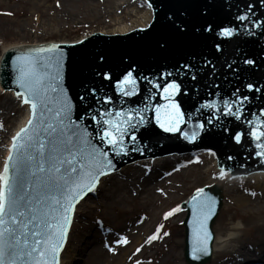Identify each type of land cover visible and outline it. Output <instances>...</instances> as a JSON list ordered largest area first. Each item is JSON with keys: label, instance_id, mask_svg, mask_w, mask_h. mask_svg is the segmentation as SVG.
Segmentation results:
<instances>
[{"label": "water", "instance_id": "95a60500", "mask_svg": "<svg viewBox=\"0 0 264 264\" xmlns=\"http://www.w3.org/2000/svg\"><path fill=\"white\" fill-rule=\"evenodd\" d=\"M145 1L152 11L151 13L148 8L152 22L146 29L136 28L137 30L110 35L93 34L75 44H45L7 50L0 59V88L12 91L14 95L21 91L13 83L15 58L34 49L51 48L55 45L56 52L41 54L45 58L53 57L51 67L41 71L59 75L60 87L72 102L71 117L74 121L80 123V118L90 108H110L116 112L142 108L147 104L148 108L144 113L146 123L133 130L137 137L135 144L130 135L124 137L128 149L126 156H115L107 146L95 139L97 126L90 119L82 121V126L92 133V142L97 147H104L115 165L111 175L100 177V181L118 177L121 168L138 160L194 155L207 151L213 153L218 167L233 177H246L264 172V164L253 155L256 149L254 142L247 135L249 127L244 122L253 119L264 120V117L259 116L261 109H264V23H261L260 27H253L251 23L264 22V0ZM241 14L248 15L249 19L243 23L239 22L236 17ZM177 26L182 30H178ZM225 27L233 28L234 34L231 37L219 35ZM57 58L59 64L56 63ZM246 59L253 60L254 63L245 64ZM130 69H134L133 75L137 78L139 91L131 98L121 97L114 85ZM100 72L109 73L111 81L103 80L102 76L97 75ZM167 72L173 75L161 79L162 74ZM142 77L153 79L160 85L175 81L180 86V92L171 102L179 105L186 121L189 116L192 117L190 122L180 126L181 132L165 133L156 125V106L171 102L166 101L163 98L164 93L152 88ZM249 83L261 91H247L245 85ZM238 88L241 90V96L249 97L243 105L244 114L241 121L225 115L222 107L218 111L200 109L201 104L211 101L222 105L225 99H235L233 93ZM92 90L100 97H109L111 103L97 104L91 95ZM50 95L53 99L49 101L48 106L54 113L58 107V93ZM81 96L85 97L84 101L80 99ZM160 112L163 117L165 108L161 107ZM51 115L52 113L49 114ZM197 124H202L203 128H194ZM20 128L14 131L13 136ZM193 130L198 131L199 135L189 143L182 138V133L191 135ZM238 131L243 133L242 143L239 145L232 139ZM134 146L139 151H133ZM229 156L233 159L229 160ZM7 157L8 155H5V160ZM201 188L216 201L217 215L208 221V230L213 238L208 242L209 254L193 262L189 256L192 230L188 222L193 219L190 202L195 190L179 205L181 211L185 212L182 222L185 264H208L212 259L213 226L222 207L223 190L214 184ZM93 194L91 192L85 195L79 204L76 203L75 208L84 205ZM73 213L74 210L72 217Z\"/></svg>", "mask_w": 264, "mask_h": 264}, {"label": "snow or ice", "instance_id": "6c2138e0", "mask_svg": "<svg viewBox=\"0 0 264 264\" xmlns=\"http://www.w3.org/2000/svg\"><path fill=\"white\" fill-rule=\"evenodd\" d=\"M248 9H251V5ZM236 19L243 23L249 17L241 14ZM251 23L253 27H260L264 22ZM177 28L182 30L179 26ZM233 34L231 27H225L219 33L224 37H231ZM56 51L55 45L51 48L34 49L18 55L13 62V83L21 90L15 95L23 104L29 105L30 118L12 138L9 155L3 170L0 171V264H60V253L64 248L68 228L72 223L71 213L76 203L96 190L100 177L115 170L109 152L105 151L104 147H97L90 139L92 133L82 126L84 119H90L97 126L95 139L107 146L117 157L128 155L124 137L130 135L135 144L137 137L133 130L144 125L147 120L144 113L148 105L145 104L142 108L116 112L110 108H90L80 118V123L74 121L71 117L72 102L60 87L59 75L41 71L49 69L53 60L52 56L45 58L41 54ZM56 63L59 64L58 58ZM244 63L251 65L254 62L246 59ZM133 72L134 69L128 70L114 85L121 97L131 98L138 94L137 78ZM97 75L102 76L105 81L112 79L107 72ZM172 75L173 73L167 72L160 78L166 79ZM142 79L152 88L162 91L166 101H173L174 96L180 92V86L175 81L160 85L148 77ZM245 87L249 92L261 91L251 83ZM240 91L239 88L236 89L233 93L235 99H225L222 105L211 101L201 104L200 109L218 111L222 107L225 115L241 121L244 114L243 105L249 97L241 96ZM50 93H58V107L54 113L48 106L49 101L53 99ZM91 95L97 104L111 103L109 97H100L95 90H92ZM80 99L84 101L85 97L81 96ZM161 107L165 108L163 117ZM155 111L156 125L165 133L181 132L180 126L192 119L189 116L186 121L175 102L156 106ZM253 115L255 117V114ZM259 116L264 117V109H261ZM244 122L249 127L247 135L254 142L256 149L253 155L264 164V120L253 119ZM194 128L202 129L203 125L197 124ZM198 135L199 132L193 130L191 135L182 133V138L192 143ZM242 136L243 133L238 131L232 139L239 145L242 143ZM132 150L139 151L135 146ZM228 159L233 157L229 156ZM224 175L225 170L221 168L220 178ZM190 203L193 219L188 222L192 230L189 256L196 262L209 254L208 242L213 237L208 230V221L217 215L216 201L204 188H197ZM180 211L178 206L165 213L164 219L167 220ZM162 227L163 225L157 227L155 233L148 237L147 243L150 244L159 238ZM163 235L167 236L168 233ZM128 243L124 236H119L115 241L117 246ZM104 247L113 252V247L108 243H105ZM136 251L139 252L140 249Z\"/></svg>", "mask_w": 264, "mask_h": 264}, {"label": "rangeland", "instance_id": "374dc122", "mask_svg": "<svg viewBox=\"0 0 264 264\" xmlns=\"http://www.w3.org/2000/svg\"><path fill=\"white\" fill-rule=\"evenodd\" d=\"M107 1L110 0H0V55L12 47L71 43L95 33L109 32L119 23L130 24L135 19V11L142 13L147 8L143 0H113L112 7L107 6ZM125 2H128L126 7L116 9L120 3ZM118 19L120 20L115 24ZM10 98L7 91L0 92V106ZM15 108L17 109L16 105ZM22 109L15 110L14 114L12 112L11 118L6 120L0 116V157L5 152L10 120L14 119L17 123L24 114ZM11 145L7 147V155ZM208 156L209 154H198L155 158L158 159L156 162L164 161L165 164L152 171L150 176L139 178L132 195L123 193L127 199L123 204H118L107 212L98 207L82 218L76 216L75 209L64 249L72 243V235L76 240L90 228L93 230L84 247L94 240L97 242L93 250L86 249L82 254L76 253L80 260H75V264H111L113 260L117 261L124 247L115 244L119 236L130 239L133 246L139 241L144 244L139 252H131L133 246L128 248L127 254L122 255L121 264H137V261L139 264H185L181 225L185 213L177 212L167 220L164 215L178 207L197 188L211 184L224 188L222 208L213 227L215 238L233 234V239L222 253H213L208 264H221L225 256L237 248L246 247L250 250L264 243L263 186L257 187L256 181L249 178L232 181L220 178L217 168H211ZM155 159H151V163ZM95 195L94 191L86 204L95 206L96 200H92ZM240 196L248 197L250 204L245 207L236 204L234 199ZM161 225L163 227L159 238L150 244L144 242V237L148 240ZM165 232L168 233L167 236L163 235ZM137 237L138 240H135ZM105 243L113 247V252L104 247ZM119 249L120 252L116 253Z\"/></svg>", "mask_w": 264, "mask_h": 264}, {"label": "bare ground", "instance_id": "6f19581e", "mask_svg": "<svg viewBox=\"0 0 264 264\" xmlns=\"http://www.w3.org/2000/svg\"><path fill=\"white\" fill-rule=\"evenodd\" d=\"M105 3H107V6L110 5L112 7L113 0L107 1ZM127 5H128V2L120 3V5H118L116 9L120 8L122 10L124 8L123 6L126 7ZM134 15H135L134 16L135 19L130 24L126 25V24L119 23L118 26L114 28L113 30L109 32H100V33L103 35H110V34L119 33V32L132 30L136 28L144 29L149 25L151 21V15H150L148 8H146L144 12L142 13L135 11ZM127 16H129L128 13H127ZM119 20L120 19H118L115 24H117ZM12 48H15V47H12ZM12 48H9V49H12ZM6 50H4L3 52H5ZM0 92H4L2 88H0ZM10 96L11 98L9 100H5L4 103L0 106L1 119L6 120L7 118H11L12 112L14 114L15 110L17 111V109L21 110L23 108L22 111L24 110V114L17 123H15L14 119L10 120V126L9 128H7V131H9V133H8V136H6L5 152L0 157V171L3 168V162H4L5 155L8 154L7 147L11 145V139L13 138L14 131H16L22 125H24L29 118L28 106L23 105L21 103V99H18L16 95L14 96L12 93H10ZM14 104L16 105L17 109L15 108ZM208 157L210 158V161H211V168L215 169L216 163H215L213 156L209 155ZM150 160L151 159L137 161L131 166L122 168L120 170L118 177L100 181L95 190L96 195L92 199V200H96V205L91 207L89 204L85 203L82 206H78L76 208V216L78 218L85 217L88 213H90L94 209H98V207L103 208L105 212H107L109 209H113L116 205L123 204L124 201L127 200L122 195L123 193H128L129 195H132L134 192V186L137 184L139 178L150 176L152 171H154L161 165L165 164L164 161H162L161 163L156 162L158 159H155L153 163H151ZM206 172L208 171H205V173ZM224 177L228 179L229 181L233 180V178L230 177L228 174H225ZM249 179H254L257 183L256 184L257 187L263 186V191H264V173H257V174L251 175ZM234 201L236 202V204L238 203L240 206L245 207L250 204L251 200L248 197L240 196L234 199ZM79 223H80V220H78V225ZM74 226L76 229L77 224H75ZM92 230H90V228L85 230L87 233L78 237L76 240H74V237H75L74 235L71 236L72 243L66 249H64V251H62L61 256H60V264H75V260H80L79 256H77L76 253L82 254L86 252V249L87 250L94 249L93 247H94V244L97 242V240L92 241L91 243H89L88 245L84 247L86 239L87 237H89V234L91 233ZM262 231L264 233V227L262 228ZM232 239H233V234H230L226 237L217 236L214 239V243L212 246V254L222 253V250L227 246L228 242H230V240ZM102 240H104V238H102ZM127 240L129 241V243L127 245L121 246V247L124 246L121 257H119L117 261L113 260L111 264H121V262L123 261L122 255H124L125 253L127 254V249L133 246V242H131L130 239H127ZM135 240H138V237ZM140 242L141 241H139L137 245H134L132 247L131 252H137L136 249L138 248L141 250L144 244ZM144 242H147L146 236L144 237ZM256 246L253 249L251 248L250 250L247 249L246 247L237 248L235 251L225 256L221 264H264V243L258 244ZM118 252H120V249L116 253Z\"/></svg>", "mask_w": 264, "mask_h": 264}]
</instances>
